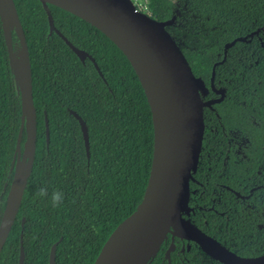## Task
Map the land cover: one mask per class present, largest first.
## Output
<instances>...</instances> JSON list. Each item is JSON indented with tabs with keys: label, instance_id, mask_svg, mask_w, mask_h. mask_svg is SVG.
<instances>
[{
	"label": "trees",
	"instance_id": "16d2710c",
	"mask_svg": "<svg viewBox=\"0 0 264 264\" xmlns=\"http://www.w3.org/2000/svg\"><path fill=\"white\" fill-rule=\"evenodd\" d=\"M15 4L29 47L37 148L0 264H20L22 247L24 264H49L55 243L57 264H94L113 230L144 198L154 154L151 107L129 59L106 34L49 4L56 28L94 57L101 74L90 58L83 62L51 31L40 0ZM150 6L156 19L176 16L167 29L209 87L225 44L248 37L229 48L216 67L215 86L225 89V98L204 109L203 147L193 174L204 185L191 181L194 210L186 216L193 223H215L210 231L240 254H264V227L257 224L264 223V0H150ZM13 42L17 55L21 42L15 31ZM219 97L211 87L202 95L205 100ZM71 110L88 126L90 155L81 123ZM234 131L248 139L240 163L231 159L239 148ZM26 143V115L0 17V221L17 168L12 163L15 157L22 160ZM245 172L249 176L238 175ZM215 180L241 193L258 187L242 199ZM42 185L49 195L57 189L65 194L62 207L34 197ZM169 245L166 239L150 264H209L210 258L194 242L185 251L178 243L169 261Z\"/></svg>",
	"mask_w": 264,
	"mask_h": 264
},
{
	"label": "water",
	"instance_id": "95a60500",
	"mask_svg": "<svg viewBox=\"0 0 264 264\" xmlns=\"http://www.w3.org/2000/svg\"><path fill=\"white\" fill-rule=\"evenodd\" d=\"M47 12L50 29L56 31L84 62L90 58L102 74L98 63L86 50L76 47L55 26L49 4L62 7L85 19L106 34L126 55L136 71L147 95L154 125V154L152 168L144 198L138 208L126 217L111 233L94 264H150L157 256L169 233L197 242L212 257L225 264H264V254L241 256L202 234L183 213L191 214L190 181L197 172L206 129L205 107L225 98V89L215 86L216 67L222 64L228 49L248 37H237L225 44L224 58L213 65L210 87L220 95L216 99H203L210 87L202 77L196 76L186 55L168 31L176 16L159 20L135 10L128 0H40ZM0 17L8 48L10 66L15 71L26 115L27 143L22 161L29 166L23 174L14 158V173L3 219L9 221L7 229L0 231V253L15 223L37 148V110L33 97V80L29 47L15 0H0ZM13 31L20 42L26 70L19 75ZM251 33L250 36L254 35ZM80 121L90 155L89 132L86 122L71 110ZM23 128L20 133L22 137ZM47 140L50 129L47 120ZM238 196L243 197L239 192ZM174 241L166 251L171 261ZM55 243L49 264L56 263ZM25 263L22 247L20 264Z\"/></svg>",
	"mask_w": 264,
	"mask_h": 264
},
{
	"label": "flooded vegetation",
	"instance_id": "af4514ba",
	"mask_svg": "<svg viewBox=\"0 0 264 264\" xmlns=\"http://www.w3.org/2000/svg\"><path fill=\"white\" fill-rule=\"evenodd\" d=\"M234 132H237V131H234ZM237 153H238V155H236L234 158H231V159H232L233 161L237 162V163H240V162H241L242 160H244L246 157H245L244 155H242V154H243V149H242V151H241V150L238 148ZM198 167H199V166H198ZM202 175H203V174H202ZM209 175H211V176H218V177L222 176V174H209ZM238 175H240V176H249V173H247V172H245V173H238ZM191 181H195V182H197L199 185H204V182H203L202 180H196V179L194 178V176H193V178L191 179ZM191 181H190V183H191ZM213 182L216 183V184H218V185H221V186H223V187H225V188H227V189H229V190H231L233 193H235V195H237L236 193L239 192L243 197H240V196H238V195H237V197L242 198V199H247V198H249V197L254 193L255 189L258 187V185H254L253 187H251V188L249 189V192H248V193H241L240 191L234 189L233 187H231L230 185H228V184L225 183V182H218L217 180H215V181H213ZM238 182H239V184H241V183H242V184H248L247 181H238ZM190 186H191V184H190ZM191 190H192V189H191ZM192 191H193V190H192ZM194 191H195V190H194ZM189 205H190V204H189ZM190 207H191V205H190ZM192 208H193V207H192ZM193 210H194V209H192V211H193ZM192 211H191V212H192ZM183 215L187 218V216L190 215V214H187V212H184ZM186 215H187V216H186ZM193 224L199 229V231H200L202 234H204L205 236H207V237L211 238L212 240L218 242L220 245L224 246L225 248H227V249H229V250H231V251H233V252H235V253H237V254H239V255H241V256H257V255H244V254H240V253H238L236 250L230 248V247H229V242H227L226 240L221 239V238H219V237H216L217 234H214L213 231H210L209 227H210L211 225H215V223H193ZM219 224H224V223H219ZM250 224H255V223H250ZM257 224H259V225H261V226L264 227V223H257ZM166 239H170V244L172 243V241H174V243L176 244V248H177L178 243H180V245L182 246V247H181V250H182V251H185L186 247H187L188 250H190L191 245H192V243L194 242V243H196V244L199 246V248L201 249V251H202L206 256H208V257L210 258L209 264H225L224 262H222V261H220V260H218V259L212 257V256L209 255L208 253H206V252L202 249V247H201L197 242H195V241L188 240V239H185V238H182V237H179V236H174L173 233H169ZM166 239H165V240H166ZM176 239H178V242H176ZM169 246H170V245H169ZM168 248H169V247H168ZM168 248H167V249H168ZM176 248H175V249H176ZM159 251H160V250H159ZM166 251H167V250H166ZM259 255H262V254H259ZM165 256H166V252H165ZM202 263H203V264H207V262H202ZM186 264H188V263H186Z\"/></svg>",
	"mask_w": 264,
	"mask_h": 264
},
{
	"label": "clouds",
	"instance_id": "9594fccd",
	"mask_svg": "<svg viewBox=\"0 0 264 264\" xmlns=\"http://www.w3.org/2000/svg\"><path fill=\"white\" fill-rule=\"evenodd\" d=\"M34 197H38L40 199H50L51 206L53 208H60L64 204L65 194L60 190H53L49 195L48 188L45 185H42L35 193ZM9 226V221L3 219L0 221V231L7 229Z\"/></svg>",
	"mask_w": 264,
	"mask_h": 264
},
{
	"label": "built area",
	"instance_id": "2783aa9c",
	"mask_svg": "<svg viewBox=\"0 0 264 264\" xmlns=\"http://www.w3.org/2000/svg\"><path fill=\"white\" fill-rule=\"evenodd\" d=\"M137 12L145 13L156 18L154 10L150 6V0H128Z\"/></svg>",
	"mask_w": 264,
	"mask_h": 264
},
{
	"label": "bare ground",
	"instance_id": "6f19581e",
	"mask_svg": "<svg viewBox=\"0 0 264 264\" xmlns=\"http://www.w3.org/2000/svg\"><path fill=\"white\" fill-rule=\"evenodd\" d=\"M19 58H23L24 61L23 60H22V62L18 61ZM16 69H17V72L19 75H22L24 73V71L26 70V60L23 56L17 58ZM18 167L24 175L29 172V166L27 164H25L24 162L20 161L18 163Z\"/></svg>",
	"mask_w": 264,
	"mask_h": 264
},
{
	"label": "rangeland",
	"instance_id": "374dc122",
	"mask_svg": "<svg viewBox=\"0 0 264 264\" xmlns=\"http://www.w3.org/2000/svg\"><path fill=\"white\" fill-rule=\"evenodd\" d=\"M23 56V53H22V49L20 48L16 57H21ZM22 60L24 61L23 58H19L18 61L22 62ZM234 135H235V139H236V143L239 147V149L242 151V148L245 147L247 144H248V139L242 135H240L238 132H233ZM21 162H23L21 159H20ZM19 161V162H20Z\"/></svg>",
	"mask_w": 264,
	"mask_h": 264
}]
</instances>
